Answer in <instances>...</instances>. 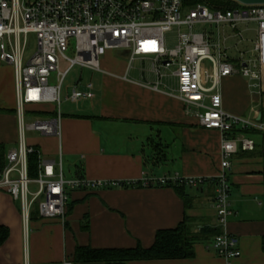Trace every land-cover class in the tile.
<instances>
[{"label": "crops", "instance_id": "0c3cea01", "mask_svg": "<svg viewBox=\"0 0 264 264\" xmlns=\"http://www.w3.org/2000/svg\"><path fill=\"white\" fill-rule=\"evenodd\" d=\"M118 53L128 60L127 67L117 61L120 72L99 71L100 82H90L94 98H85L83 105L74 102L79 106H67L61 112V136L28 132L27 139L38 149L39 160L54 159L67 166L64 174L67 171L70 179L140 185L72 190L64 218L43 219L35 212L27 233L20 202L0 190V225L10 230L8 241L0 247V264H61L73 260L78 246L147 248L155 242L158 230L177 227L187 217L192 231L199 235L193 257L129 264H223L213 246L216 235L222 232L238 240L241 255L233 264H264L263 135L254 151L242 150L233 156L229 175L234 214L227 226L221 227L214 208L217 187L211 181L221 165V133L202 127L186 114L176 81L169 77L160 81L151 71L150 61L137 57L130 65L126 53ZM137 61L143 66L148 63L150 68L132 71ZM13 70L10 64L5 71L0 65V150L4 153L19 141L17 109L12 104ZM221 85L225 111L239 116H250L253 110L263 114L264 90L254 87L253 82L236 75L225 77ZM6 94L7 106L2 103ZM31 133L34 135L29 137ZM175 173L204 181L181 190L171 185L141 184L146 178ZM203 228L206 231L202 232Z\"/></svg>", "mask_w": 264, "mask_h": 264}, {"label": "built area", "instance_id": "2783aa9c", "mask_svg": "<svg viewBox=\"0 0 264 264\" xmlns=\"http://www.w3.org/2000/svg\"><path fill=\"white\" fill-rule=\"evenodd\" d=\"M212 1L0 0V61L14 68L19 121L17 146L5 153L0 150V190L20 202L26 233L35 207L43 219L64 218L72 190L124 185L66 178L61 161L42 157L37 175L30 174L29 157L38 149L29 144L26 133L61 136V94L67 74L78 65L105 73L101 57L108 49L128 51L130 65L137 57L150 61L151 71L160 81L167 77L176 81L186 114L202 127L221 133V165L211 181L217 187L214 208L219 225L227 226L234 214L229 175L233 156L257 148L247 130L264 133V119L257 110L250 116L225 111L221 82L225 77L242 75L264 90V4L238 1L236 7L225 10L216 8ZM205 25L215 26L216 31L204 29ZM176 28L177 43L170 47L166 36ZM31 35L36 37L33 53L28 47ZM245 42L252 46H244ZM70 51L73 57L68 55ZM173 65L177 68L171 74L163 72ZM79 84L67 99L94 98L92 83L85 89ZM50 104L55 106L56 115L27 122V105ZM202 181L175 173L146 178L141 184L198 185ZM213 246L223 264H233L241 255L238 240L228 232L216 235ZM61 264L74 262L66 259Z\"/></svg>", "mask_w": 264, "mask_h": 264}, {"label": "trees", "instance_id": "16d2710c", "mask_svg": "<svg viewBox=\"0 0 264 264\" xmlns=\"http://www.w3.org/2000/svg\"><path fill=\"white\" fill-rule=\"evenodd\" d=\"M213 5L220 9H230L236 7L239 2L235 0H213ZM3 111V109H0ZM41 114H46L39 112ZM53 113V112H51ZM48 113V114H51ZM53 115H56L53 113ZM264 119V112H263ZM251 135L261 134L264 138V133L258 131L247 130ZM264 159V146L260 152ZM39 155L38 153L32 154L29 157L30 174L36 176L39 168ZM264 171V169H263ZM132 185V184H129ZM140 185V183L134 184ZM123 186H128L127 183ZM176 189L181 190L185 185H171ZM202 232L206 228L201 229ZM10 235V230L7 226L0 225V247L4 245ZM199 240V235L192 231L188 217L186 220L172 229L158 230L156 240L150 247H128L126 248H99L94 249L90 246H78L73 258L75 263L85 262H102L103 264H129L130 261H143V260H173V259H187L194 256V243ZM264 248V238H263Z\"/></svg>", "mask_w": 264, "mask_h": 264}, {"label": "rangeland", "instance_id": "374dc122", "mask_svg": "<svg viewBox=\"0 0 264 264\" xmlns=\"http://www.w3.org/2000/svg\"><path fill=\"white\" fill-rule=\"evenodd\" d=\"M204 29L207 28L209 30H214L216 31V27H212V26H203ZM196 30H201V27H196ZM183 31H186L187 28H183ZM177 34H178V29H174L172 32L168 33L166 36V40L168 42V45L170 47H173L177 42H176V38H177ZM244 46H248L249 48L252 46L251 43H243ZM29 52L33 53L34 50L36 49V37L35 35H31L29 38ZM119 50L117 49H108L107 52L105 53L104 56L101 57V70H103L104 72H120L121 68H119V64L117 61H123L125 63V65L127 67L128 60L121 58V56H119L118 53ZM68 55L70 57H73L74 54L73 52H68ZM145 65L143 66V64H141V61H137L135 63V69L132 70L134 72H137L139 67L143 68L145 70H148L150 68L148 63H144ZM1 68L5 71V68L8 67V63L5 62H1ZM66 67V63L63 64V69ZM177 67L175 65H173L171 68L166 69V71H163L168 74H171ZM14 69V68H13ZM133 72V73H134ZM13 75H14V70H13ZM102 79V74L99 71H95V70H90L88 68H82L80 65L75 66L74 68H72L69 73L67 74V77L64 80L63 86H62V94H61V105H62V110L61 112L64 113L65 112V108L67 106H72V107H77L79 106L78 104H75L74 102H71L69 99H67V97L72 93V89L73 87L79 82V80H81V83L79 85L80 88H84L88 83L90 82H95L96 84H98L100 82V80ZM167 81V79H165ZM164 80V82H165ZM256 90V89H255ZM15 92V101H13L12 104H14V108L17 109V94L16 91ZM7 99V94L4 95V98L2 99V103H4L6 106L9 105V102L7 103L6 100ZM80 103L81 105H83V103L85 101H87V99L82 98L80 99ZM79 103V102H78ZM79 103V104H80ZM54 105H36V106H31V105H27L26 107V120L28 123L35 121L37 118L39 119H44L45 117H47L48 115L46 114H41L39 112L36 111H46V112H53L54 109ZM16 112V111H15ZM53 116V115H52ZM50 116H48L49 118ZM1 130H3L2 125L0 124V132ZM27 135V133H26ZM29 137L34 135V134H28ZM253 139L256 141L261 142L262 141V136L261 134H256L253 136ZM11 144H9L8 146H10ZM7 147V146H6ZM67 170V166L64 168V170ZM65 177L68 178V173L66 171L65 173ZM38 212V208L35 207V210L33 211V213Z\"/></svg>", "mask_w": 264, "mask_h": 264}, {"label": "water", "instance_id": "95a60500", "mask_svg": "<svg viewBox=\"0 0 264 264\" xmlns=\"http://www.w3.org/2000/svg\"><path fill=\"white\" fill-rule=\"evenodd\" d=\"M235 1H239V2L246 4V5L264 4V0H235ZM122 51L125 52L127 56L129 55L128 51H126V50H122Z\"/></svg>", "mask_w": 264, "mask_h": 264}]
</instances>
